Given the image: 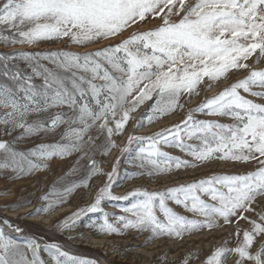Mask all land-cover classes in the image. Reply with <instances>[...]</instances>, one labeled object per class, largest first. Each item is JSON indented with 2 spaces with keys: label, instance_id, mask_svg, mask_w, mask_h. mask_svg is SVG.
Returning <instances> with one entry per match:
<instances>
[{
  "label": "snow or ice",
  "instance_id": "1",
  "mask_svg": "<svg viewBox=\"0 0 264 264\" xmlns=\"http://www.w3.org/2000/svg\"><path fill=\"white\" fill-rule=\"evenodd\" d=\"M174 16L180 18L174 20ZM149 17H159L161 23L146 31L136 30L119 43L93 52L60 50L17 54L27 62L31 75L15 66L9 67L8 61L15 59V55H0V76L11 82H0V109L4 110L0 113V124L22 128L26 135L55 131L67 125L61 139L70 141L40 144L27 153L15 150L7 141H0V168L24 173L43 166L32 157L38 160L62 158L73 151L87 155L93 144L88 133L94 127L107 133L108 148L115 147L110 138L114 132L123 131L130 114L146 100L155 96L150 109L153 115L146 117L151 122L182 108L179 103L182 95H198L204 78L217 82L226 79L232 70H248L250 74L245 79L206 98L182 125L154 137L131 136L129 143L148 142L147 148L140 149L143 155L139 166L144 168L146 161L151 170L140 175L154 176L170 170V166L161 167L157 157L173 161L177 169L196 167L198 162L211 159L255 160L258 165L255 171L245 175H212L166 191L138 189L120 197L111 192L114 168L112 173L106 174L108 182L98 191L94 202L74 213L61 226L71 228L70 220L87 213L103 212L101 202L106 198L135 197L136 202L123 209L134 219L126 216L117 219L124 229L150 231L152 238H182L184 233L202 227L211 229L219 218L229 223L231 217L238 216V220H248L251 230L243 232L235 248H217L206 264H223L226 253L237 256L235 264H264V243L257 251H252L256 237L264 235V213L257 214L258 220L243 215L254 211L251 206L257 197H264V103L247 99L238 91L242 89L254 97L264 98V91L253 92L250 87L264 89V70L252 69L247 63L257 52L264 58V0H0V42L35 45L67 38L72 44L87 47L120 37L134 25L147 22ZM4 31L13 35L4 36ZM41 58L53 67L41 64ZM34 76L42 78L40 85L32 82ZM63 108L68 111H56L46 119L28 121L30 115L39 116L51 109ZM193 112L228 117L233 122L195 120ZM182 130L188 140L197 139L200 144H186L181 137ZM167 133H172V140L167 138ZM161 141L178 147L193 160L170 157L157 146ZM97 171L95 160H91L90 175ZM77 186L66 191L71 193ZM168 201L204 219H188L169 207ZM51 208L49 205L38 211ZM107 215L104 213L105 217ZM99 231L119 233L120 230L105 218ZM236 235L240 237L239 228ZM39 247L35 240L22 246L0 229V264H44L38 256ZM48 249L55 264H94L70 256L57 244L48 245ZM189 259L185 258L183 264H189Z\"/></svg>",
  "mask_w": 264,
  "mask_h": 264
},
{
  "label": "rangeland",
  "instance_id": "2",
  "mask_svg": "<svg viewBox=\"0 0 264 264\" xmlns=\"http://www.w3.org/2000/svg\"><path fill=\"white\" fill-rule=\"evenodd\" d=\"M179 18V16L173 17L174 20ZM160 23L159 17H149L147 22L134 25L120 37L103 40L87 47L72 44L67 38L63 41H44L35 45L19 43L13 45L0 42V55H15V59L8 61L9 67L15 66L25 74L31 75V68L28 67L27 62L17 54L21 52L48 53L60 50L77 53L93 52L119 43L120 40L127 38L136 30L146 31L155 28ZM3 35L11 36L13 33L4 31ZM258 58L259 63H257ZM40 63L47 67H53L48 60L42 58ZM247 63L252 69L264 70V58H260L258 52L252 55ZM249 74L248 70L242 69L232 70L226 79L222 78L217 82H211L208 78H204L198 87V95H182L179 101L183 105L182 108H177L175 111L155 118L151 122L146 117L153 115L150 109L155 101V96L151 100H146L144 104L130 114V119L123 131L121 133L114 132L110 138L116 145L115 147L108 148L107 133L101 132L98 127H94L88 133L93 138V144L87 155H83L80 151H73L70 155L62 158L56 156L48 160H38L32 157L35 163L43 166L24 173L13 172L11 168H0V229H3L5 235L22 246H26L30 241L35 240L40 245L38 256L44 261V264H55L48 249V245L51 244L59 245L61 250L68 252L70 256L90 260L94 264H183L185 258H190L189 264H206L208 257L217 248H235L239 240L243 238V232L245 230L250 231L252 227L248 220H238V216L231 217L229 223H225L223 218H219L216 226L211 229L202 227L199 230L184 233L182 238L175 236L152 238L150 231L124 229L122 222L117 218L126 216L134 219L131 213H126L123 209L131 207L136 202L135 197H130L127 200L106 198L101 202L103 212L87 213L81 215L79 219L70 220L69 223L73 225L71 228H65L61 225L74 213L89 207L94 202L98 191L105 187L108 182L106 174L112 173L114 168L116 173L111 192L114 196L120 197L138 189L156 192L166 191L212 175H245L255 171L258 166L255 160L240 162L211 159L207 162H198L196 167L177 169L173 161L157 157L161 167L170 166V170L154 176L140 175L141 172L147 173L151 170L146 161L144 168L139 166L140 157L143 155L140 153V149L147 148L148 142L134 140L129 143L131 136L154 137L164 130L182 125L189 113L203 104L206 98L217 95L233 83L245 79ZM0 82L11 83L2 76H0ZM32 82L40 85L42 78L34 76ZM250 87L253 92L264 91L258 86ZM238 91L247 99L256 103H264V98L254 97L242 89ZM3 111L0 109V113ZM56 111L67 112L68 109H51L49 113H41L39 116L33 114L28 117V121L46 119L48 115ZM192 115L195 120H214L224 124L233 122L228 117L210 116L201 112H193ZM138 124L143 126L137 127ZM109 126L114 127V124ZM66 130L67 125H61L55 131L26 135L22 128H11V126L0 124V141H7L12 144L15 150L27 153L40 144L70 143L67 139H61ZM181 137L186 144H200L197 139L188 140L183 130ZM167 138L172 140V133H167ZM85 139L87 140L88 137L86 136ZM157 146L160 151L167 153L170 157H178L186 161L193 160L191 156L182 152L178 147L170 146L163 141ZM123 149H127V151H122ZM91 160H95L98 169L94 175H90ZM73 185L78 186L71 193H68L66 190ZM203 198L208 200L207 197ZM49 205H52L51 210L38 211L47 209ZM168 205L175 212L186 216L188 219H204V217L176 205L173 201H168ZM251 207L254 211L244 212L243 215L249 219L258 220L257 214L264 213V197H257ZM104 213L108 214L107 217L104 216ZM157 215L163 219L162 214L158 212ZM38 216H50V223H46L40 218L37 219ZM105 218L120 230L119 233H102L99 231V225L104 222ZM17 228L21 231H15ZM237 228L240 229L239 238L236 235ZM261 243H264V235L256 237L252 251H257ZM27 254L28 258L31 259L30 250ZM61 259L64 258L61 257ZM236 259L237 256L234 253H226L222 261L223 264H235Z\"/></svg>",
  "mask_w": 264,
  "mask_h": 264
},
{
  "label": "bare ground",
  "instance_id": "3",
  "mask_svg": "<svg viewBox=\"0 0 264 264\" xmlns=\"http://www.w3.org/2000/svg\"><path fill=\"white\" fill-rule=\"evenodd\" d=\"M37 219H41V220H44V222H46V223H48L49 221H50V219H51V217L50 216H38V217H36ZM35 218V219H36ZM50 223V222H49Z\"/></svg>",
  "mask_w": 264,
  "mask_h": 264
}]
</instances>
